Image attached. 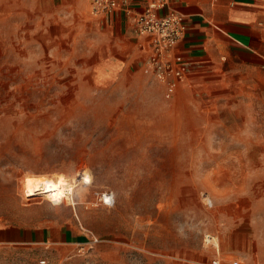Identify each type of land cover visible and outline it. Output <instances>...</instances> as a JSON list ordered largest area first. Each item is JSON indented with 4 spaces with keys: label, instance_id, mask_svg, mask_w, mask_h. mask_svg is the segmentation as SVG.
I'll return each mask as SVG.
<instances>
[{
    "label": "rangeland",
    "instance_id": "rangeland-1",
    "mask_svg": "<svg viewBox=\"0 0 264 264\" xmlns=\"http://www.w3.org/2000/svg\"><path fill=\"white\" fill-rule=\"evenodd\" d=\"M8 1L0 222L83 237L0 247V264H264V68L207 69L170 98L151 75L98 83L73 32L58 38L74 17L57 23ZM33 175L63 179L70 198L31 195Z\"/></svg>",
    "mask_w": 264,
    "mask_h": 264
},
{
    "label": "crops",
    "instance_id": "crops-1",
    "mask_svg": "<svg viewBox=\"0 0 264 264\" xmlns=\"http://www.w3.org/2000/svg\"><path fill=\"white\" fill-rule=\"evenodd\" d=\"M91 1L11 0L4 7L24 10L21 14L55 17L57 23V17H74L72 26L61 27L58 38H69L73 32V42L87 48L82 63L98 83L123 80L133 74L151 75L145 70L150 54L148 43L138 34L135 23L147 0H125L120 8L98 16L91 14ZM168 2L160 14L176 11L185 16L187 28L176 53L184 59L186 78L234 62L264 68V0ZM82 237L76 227L0 222V247L67 246L80 244Z\"/></svg>",
    "mask_w": 264,
    "mask_h": 264
},
{
    "label": "built area",
    "instance_id": "built-area-1",
    "mask_svg": "<svg viewBox=\"0 0 264 264\" xmlns=\"http://www.w3.org/2000/svg\"><path fill=\"white\" fill-rule=\"evenodd\" d=\"M125 0H92L91 14L98 16L120 8ZM168 0H147L144 11L135 17L138 34L147 40L150 50L145 70L165 86V96L172 97L186 75L184 59L176 48L185 36V16L176 11L159 12L168 6ZM46 264V260L40 261ZM212 264H222L213 259ZM233 264H240L238 260Z\"/></svg>",
    "mask_w": 264,
    "mask_h": 264
},
{
    "label": "bare ground",
    "instance_id": "bare-ground-1",
    "mask_svg": "<svg viewBox=\"0 0 264 264\" xmlns=\"http://www.w3.org/2000/svg\"><path fill=\"white\" fill-rule=\"evenodd\" d=\"M27 184L28 189L30 187L31 195H35L38 191H41V193L47 194L49 197L56 200L62 199L64 196H67L69 199L73 192L71 187L68 188L64 184L63 179L58 180L50 177L33 175L29 177Z\"/></svg>",
    "mask_w": 264,
    "mask_h": 264
}]
</instances>
